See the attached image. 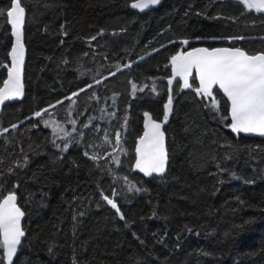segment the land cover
Here are the masks:
<instances>
[{
	"label": "trees",
	"instance_id": "1",
	"mask_svg": "<svg viewBox=\"0 0 264 264\" xmlns=\"http://www.w3.org/2000/svg\"><path fill=\"white\" fill-rule=\"evenodd\" d=\"M21 2L24 91L0 109V199L14 192L24 211L13 264H264V136L228 127L218 89L213 109L194 76L189 89L177 81L165 173L133 163L144 112L164 118L171 56L197 44L264 52V12L238 0H162L146 11L133 0Z\"/></svg>",
	"mask_w": 264,
	"mask_h": 264
},
{
	"label": "snow or ice",
	"instance_id": "2",
	"mask_svg": "<svg viewBox=\"0 0 264 264\" xmlns=\"http://www.w3.org/2000/svg\"><path fill=\"white\" fill-rule=\"evenodd\" d=\"M159 2L160 0H133L131 7L143 11ZM238 2L243 3L249 10L255 9L258 12H264V0H238ZM4 15L7 17L6 22L12 28L15 44L10 52L12 63L8 69V79L3 82V88H0V104L23 94L21 71L25 49L22 43V28L25 23L26 9L22 6L21 0H11L10 9L6 13L0 10V16ZM188 43L187 40L183 41L185 45ZM170 63L173 77L168 80L169 85L172 84L175 77L179 76L183 79V88H192L193 84L190 83L189 78L193 77L195 73L194 78L198 79V87L194 90L198 96L211 99L210 105L207 106L213 109L219 108V101L214 95V89L218 88L227 97L230 102L229 115L231 118L228 127L233 132L255 133L264 136V52L252 55L239 47H197L188 51H178L171 56ZM80 91H84V89ZM153 91H155L154 88ZM76 95L78 93H72L73 97ZM66 99H71V97ZM172 103L173 98L169 94L168 101L164 105L163 122L152 119L149 113L144 114L146 117L145 131L139 137L136 146L135 167L145 176H152L154 173L163 174L166 170L168 154L162 126L167 122L169 113L172 111ZM43 112H47V109L38 111L34 115L40 117ZM44 123L47 125L48 121ZM73 123L75 122L73 121ZM12 127L15 128L16 125H12ZM4 131L8 130L4 129ZM116 140L119 143V133L116 134ZM67 148L68 145L65 144L64 150ZM96 158V156H92V159ZM136 191H140V189H136ZM103 199L119 213V207L113 199L108 196H103ZM16 200L15 193H9L0 200V237H2L0 246L6 249L8 264H13L17 246L21 244V238L25 236L21 227V218L24 216V212L17 206ZM121 219H123L122 215Z\"/></svg>",
	"mask_w": 264,
	"mask_h": 264
},
{
	"label": "water",
	"instance_id": "3",
	"mask_svg": "<svg viewBox=\"0 0 264 264\" xmlns=\"http://www.w3.org/2000/svg\"><path fill=\"white\" fill-rule=\"evenodd\" d=\"M11 1V0H10ZM162 0H160V2H161ZM159 2V3H160ZM133 3V2H132ZM131 3V4H132ZM158 3V4H159ZM157 5V4H156ZM10 6H11V3H10ZM155 5H152V6H150L148 9H144L143 11H146V10H149V9H151V8H153ZM132 8V7H131ZM9 9H10V7H9ZM8 9V10H9ZM133 10H137V11H141V10H139V9H134V8H132ZM10 25V24H9ZM11 27V26H10ZM11 35H12V44H11V47H10V50H9V66H8V68H7V72H6V76H5V79H4V81L6 80V79H8V69H9V67L11 66V63H12V61H11V56H10V52H11V49H12V47H13V45L15 44V36L13 35V33H12V28H11ZM22 38H23V28H22ZM22 43L24 44V42H23V39H22ZM197 47H207V48H217V47H232V48H236V47H238V46H231V45H216V46H211V47H208V46H205V45H203V44H197V45H193V46H190V47H186V48H184L182 51H188V50H191V48H197ZM239 48H241V47H239ZM24 49H25V45H24ZM241 49H243V48H241ZM26 50V49H25ZM244 50V49H243ZM258 53H262V51H257V52H254V53H249V54H252V55H255V54H258ZM24 57H25V52H24ZM23 69H24V63H23V66H22V71H21V83H22V85H23ZM193 76L195 77V73L193 74ZM173 77V72H172V66H171V63H170V74L168 75V76H166V77H164L163 79L166 81V83H167V87H168V92H169V94H171V89H172V87L174 86V84L177 82V81H180V80H183L182 79V77H179V76H177V77H175V79H173V81H172V84L171 85H169V83H168V80L170 79V78H172ZM191 78V77H190ZM3 81V82H4ZM196 81H197V84H198V79H196ZM0 88H3V83L0 85ZM218 89V88H217ZM219 90V89H218ZM23 91H24V85H23ZM221 93H222V95L224 96V94H223V92L221 91V90H219ZM23 95V94H22ZM22 95L21 96H18V97H14V98H12V99H9V100H6L5 102H7V101H10V100H13V99H18V98H20V97H22ZM225 98H226V100H227V97L226 96H224ZM228 101V100H227ZM4 102V103H5ZM3 103V104H4ZM3 104H0V109H1V107H2V105ZM229 106H230V102L228 101V119H229V123H231V118H230V115H229ZM145 113H149L148 111H145L144 112V114ZM143 114V122H142V125H143V128H142V131H141V133H140V135L136 138V140H135V144H134V166H135V161H136V156H137V154H136V146H137V143H138V140H139V137H141L142 135H143V133H144V131H145V122H146V117H145V115ZM150 114V113H149ZM150 116H151V114H150ZM152 117V116H151ZM152 119H154L153 117H152ZM154 120H156L157 122H163V119L162 120H158V119H154ZM165 123H163V125H164ZM162 130H163V126H162ZM164 131V130H163ZM165 133V132H164ZM241 134H243V135H247V136H257L258 134H255V133H243V132H241ZM165 147H166V135H165ZM166 151H167V149H166ZM166 167H167V163H166ZM136 168V167H135ZM137 169V168H136ZM141 174H143L144 175V173H142L139 169H137ZM166 171V170H165ZM165 173V172H164ZM163 173V174H164ZM155 174V173H154ZM155 175H162V174H155ZM9 193H14V192H9ZM9 193H6L3 197H5V196H7ZM16 195V194H15ZM3 197L0 199V200H2L3 199ZM17 197V196H16ZM16 203H17V200H16ZM17 206L18 207H20V209L23 211V209L21 208V206L17 203ZM24 212V211H23ZM23 220H24V216L21 218V227H22V229H23ZM23 238V237H22ZM22 238H21V240H22ZM0 239H2V237H0ZM19 246V245H18ZM18 246H17V249H18ZM3 248V247H2ZM14 258V257H13ZM3 260H4V263L5 264H8V261H7V258H6V249H4L3 248Z\"/></svg>",
	"mask_w": 264,
	"mask_h": 264
},
{
	"label": "rangeland",
	"instance_id": "4",
	"mask_svg": "<svg viewBox=\"0 0 264 264\" xmlns=\"http://www.w3.org/2000/svg\"><path fill=\"white\" fill-rule=\"evenodd\" d=\"M183 46H186L185 44H182Z\"/></svg>",
	"mask_w": 264,
	"mask_h": 264
},
{
	"label": "flooded vegetation",
	"instance_id": "5",
	"mask_svg": "<svg viewBox=\"0 0 264 264\" xmlns=\"http://www.w3.org/2000/svg\"><path fill=\"white\" fill-rule=\"evenodd\" d=\"M181 81H183V80H181Z\"/></svg>",
	"mask_w": 264,
	"mask_h": 264
}]
</instances>
